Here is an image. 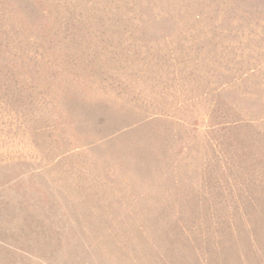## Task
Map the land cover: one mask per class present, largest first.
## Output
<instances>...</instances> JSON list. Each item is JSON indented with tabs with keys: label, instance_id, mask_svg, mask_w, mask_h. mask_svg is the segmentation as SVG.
Wrapping results in <instances>:
<instances>
[{
	"label": "rangeland",
	"instance_id": "rangeland-1",
	"mask_svg": "<svg viewBox=\"0 0 264 264\" xmlns=\"http://www.w3.org/2000/svg\"><path fill=\"white\" fill-rule=\"evenodd\" d=\"M0 264H264V0H0Z\"/></svg>",
	"mask_w": 264,
	"mask_h": 264
}]
</instances>
